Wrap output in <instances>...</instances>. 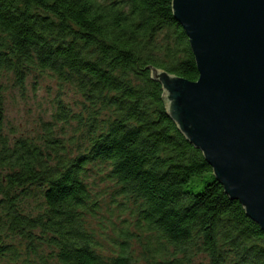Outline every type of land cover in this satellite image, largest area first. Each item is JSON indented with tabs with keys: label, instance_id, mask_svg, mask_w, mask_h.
<instances>
[{
	"label": "trees",
	"instance_id": "obj_1",
	"mask_svg": "<svg viewBox=\"0 0 264 264\" xmlns=\"http://www.w3.org/2000/svg\"><path fill=\"white\" fill-rule=\"evenodd\" d=\"M154 68L199 78L173 0H0V264H264V231L169 117ZM33 72L80 109L8 129Z\"/></svg>",
	"mask_w": 264,
	"mask_h": 264
},
{
	"label": "water",
	"instance_id": "obj_2",
	"mask_svg": "<svg viewBox=\"0 0 264 264\" xmlns=\"http://www.w3.org/2000/svg\"><path fill=\"white\" fill-rule=\"evenodd\" d=\"M199 78L154 68L169 117L264 231V0H173Z\"/></svg>",
	"mask_w": 264,
	"mask_h": 264
},
{
	"label": "rangeland",
	"instance_id": "obj_3",
	"mask_svg": "<svg viewBox=\"0 0 264 264\" xmlns=\"http://www.w3.org/2000/svg\"><path fill=\"white\" fill-rule=\"evenodd\" d=\"M26 84L24 94L20 90L9 93L6 113L8 129L15 127V131L22 132L38 128L41 120H51V114L59 104L69 105L75 111L80 109L76 105L79 97L68 86L60 85L56 78L33 72L27 77Z\"/></svg>",
	"mask_w": 264,
	"mask_h": 264
}]
</instances>
